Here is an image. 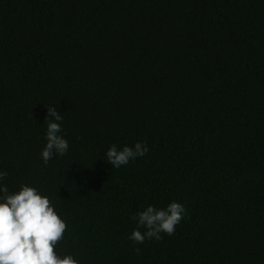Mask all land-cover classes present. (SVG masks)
<instances>
[{"label": "trees", "instance_id": "16d2710c", "mask_svg": "<svg viewBox=\"0 0 264 264\" xmlns=\"http://www.w3.org/2000/svg\"><path fill=\"white\" fill-rule=\"evenodd\" d=\"M49 104L69 149L45 166ZM0 169L48 195L80 264H264V0H0ZM171 200L172 235L128 238Z\"/></svg>", "mask_w": 264, "mask_h": 264}, {"label": "clouds", "instance_id": "9594fccd", "mask_svg": "<svg viewBox=\"0 0 264 264\" xmlns=\"http://www.w3.org/2000/svg\"><path fill=\"white\" fill-rule=\"evenodd\" d=\"M62 122L63 116L55 104H49L43 120L45 143L39 152L45 166L54 156L68 152ZM148 151L143 141H135L131 146L112 143L105 150L103 160L118 169ZM7 175L6 170L0 169V264H80L71 253L54 251L56 243L63 238L66 223L48 195L28 183L9 190L3 183ZM185 215L184 204L176 200L164 207L147 204L131 216L136 227L128 238L135 243L146 239L159 241L162 234L172 235ZM135 251L139 253L140 249Z\"/></svg>", "mask_w": 264, "mask_h": 264}]
</instances>
